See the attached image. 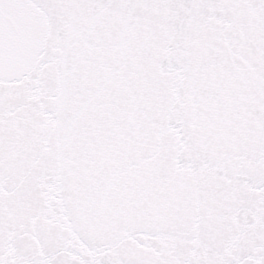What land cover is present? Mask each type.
<instances>
[{"label": "snow or ice", "instance_id": "obj_1", "mask_svg": "<svg viewBox=\"0 0 264 264\" xmlns=\"http://www.w3.org/2000/svg\"><path fill=\"white\" fill-rule=\"evenodd\" d=\"M0 264H264V0H0Z\"/></svg>", "mask_w": 264, "mask_h": 264}]
</instances>
